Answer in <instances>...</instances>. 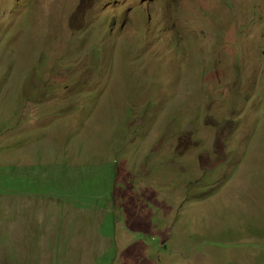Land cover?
I'll return each instance as SVG.
<instances>
[{
	"label": "rangeland",
	"instance_id": "374dc122",
	"mask_svg": "<svg viewBox=\"0 0 264 264\" xmlns=\"http://www.w3.org/2000/svg\"><path fill=\"white\" fill-rule=\"evenodd\" d=\"M0 264H264V0H0Z\"/></svg>",
	"mask_w": 264,
	"mask_h": 264
},
{
	"label": "clouds",
	"instance_id": "9594fccd",
	"mask_svg": "<svg viewBox=\"0 0 264 264\" xmlns=\"http://www.w3.org/2000/svg\"><path fill=\"white\" fill-rule=\"evenodd\" d=\"M121 257H122L123 259H130V257L127 256L126 254H125V255L121 254Z\"/></svg>",
	"mask_w": 264,
	"mask_h": 264
}]
</instances>
